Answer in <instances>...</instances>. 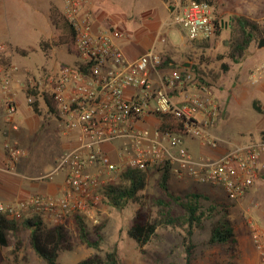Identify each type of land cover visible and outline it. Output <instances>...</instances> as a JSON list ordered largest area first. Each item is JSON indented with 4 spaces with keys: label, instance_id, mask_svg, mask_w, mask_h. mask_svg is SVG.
I'll list each match as a JSON object with an SVG mask.
<instances>
[{
    "label": "built area",
    "instance_id": "2783aa9c",
    "mask_svg": "<svg viewBox=\"0 0 264 264\" xmlns=\"http://www.w3.org/2000/svg\"><path fill=\"white\" fill-rule=\"evenodd\" d=\"M63 6L62 14L75 30L72 53L76 59L73 64L62 63L56 70L29 77L27 87L36 90L41 101L45 96L53 100L57 118L66 129L78 132L79 141L60 157L52 171H65L61 193L0 201V215L15 220L39 216L52 225H62L67 217L77 215L96 225L101 190L127 168L168 165L177 179L189 177L198 184L219 186L228 201L238 199L264 172V140L234 144L213 158L190 154L187 137L209 148L218 145L219 140L209 134L219 115L212 91L197 83L191 71L170 67L159 72L162 60L154 47L127 59L118 44L124 33L116 27H95L84 0H63ZM169 21L190 41L209 39L224 26L213 6L204 0H170ZM158 39L165 40L163 35ZM6 46L0 44V50ZM14 69L0 65L1 90L12 93L10 74ZM248 78L252 83L264 78V61ZM128 88L130 94H126ZM193 88L199 91L182 101L174 100V92ZM33 99L32 94L26 96L29 103ZM16 109L15 100L9 98L8 121ZM149 115L171 116L181 129L138 126L137 122ZM114 143L115 160L103 150ZM8 150L12 158L22 154L18 147L8 146ZM254 238L261 249L258 234Z\"/></svg>",
    "mask_w": 264,
    "mask_h": 264
},
{
    "label": "rangeland",
    "instance_id": "374dc122",
    "mask_svg": "<svg viewBox=\"0 0 264 264\" xmlns=\"http://www.w3.org/2000/svg\"><path fill=\"white\" fill-rule=\"evenodd\" d=\"M123 1L126 0H95L108 17L120 10L123 11L125 7ZM151 1L154 6L157 5V10L161 8V16L164 17L166 11L163 0ZM209 1L216 18L222 19L224 26L213 37L195 41L184 39L177 27H172L168 31L161 27V34L165 38L161 44L175 41L177 44L184 42L185 46L180 52L181 58L178 61L172 59L174 54L170 53L169 48L159 53L161 60L166 61L167 64L165 69L161 70L159 66L157 69L163 72L167 68L181 66L184 62L188 64L187 68L191 69L195 81L206 85L219 105V115L212 129L216 136L234 142L228 144V147L264 140V132L260 133L264 125L263 117L254 106L255 93L252 90L253 87L248 84L249 73L254 67L246 71L240 68L248 52L246 50L244 57L238 62H234L229 56V43L234 32L231 17L244 14V9L247 7L243 2L246 3V0ZM140 5H143L141 1ZM63 7V0H0V14L3 17L0 39L5 37L17 45L6 46L4 50H0V65L6 69L16 67L10 74V86L21 88L25 96H27L26 90L29 89L27 87L29 77L56 70L62 63L73 64L76 59L75 54L69 52L64 44H52L57 31L51 21L50 13L55 8L62 13ZM259 8L260 10L250 15L260 19L264 15V7ZM260 35L264 37V25H259L258 32L254 33L253 46L258 44L256 40ZM47 42L50 43V47L46 46ZM159 45L160 43L156 45V49ZM242 85L247 86L249 92L242 99H238L237 97L240 96L238 90ZM27 103L29 105V102ZM32 113L35 115L34 118L38 121L41 118V122L44 121V123L51 119L46 127V135L36 138L35 142H42L44 149L49 150L54 169L60 157L67 152V150H60L66 140L61 129H54L57 123L56 114L52 113L49 116L44 111L41 114L33 111ZM153 119L155 118L152 116L150 120L153 121ZM137 123L145 125V122L141 120ZM145 126L150 127L149 124ZM8 146L16 145L11 143ZM156 167L147 168L146 186L139 191L137 199L129 200L122 209L103 201L96 210L98 219L96 225H91L84 219L88 237L92 240L97 238V227L102 224L101 229L98 230L101 236L99 253L103 255L106 251L115 249L118 264H185V251L182 245L184 229L158 227L156 234L143 247H139L127 234L132 219L139 209L149 210L152 216H156L157 207L151 203L152 197H165L157 183L160 171ZM53 169L42 178H51L56 173L52 172ZM168 187L175 194L198 192L206 197L202 199L203 206L205 208L214 206V212L225 210L233 227L236 238L233 246L211 245L208 243L210 230L220 213H214V216L206 219L203 226L196 229L193 235L191 264H264V172L259 173L253 184L234 201H228L219 186L198 184L189 177L177 179L173 175L168 179ZM17 222V230L8 232V246L2 248L1 264H48L32 250L29 244L30 228L22 223V219ZM42 222L46 227L55 226L46 219H42ZM62 225L66 229L70 248L58 253L57 264H76L79 260L96 252L95 249L79 240L74 216L67 217ZM255 233L258 234L262 243L261 249L256 245Z\"/></svg>",
    "mask_w": 264,
    "mask_h": 264
},
{
    "label": "crops",
    "instance_id": "0c3cea01",
    "mask_svg": "<svg viewBox=\"0 0 264 264\" xmlns=\"http://www.w3.org/2000/svg\"><path fill=\"white\" fill-rule=\"evenodd\" d=\"M142 2V6L140 5ZM125 7L120 12L114 13L108 17L101 7L95 2V0H84V9L92 13L94 17L95 27H116L120 29L124 36L118 39V44L121 47L124 55L127 59H134L139 55L146 52L151 47L156 49V45L160 43L159 47L156 49L158 53L163 52L165 49L171 50L170 53L173 55L172 59L178 61L180 57V52L183 51L185 43L180 42H170L167 44H161L159 41V36L161 34V27L165 28L167 31L172 27H177L170 23L169 21V7L170 0H163L164 10L166 15L162 17L161 8L157 10V5L150 0H126L123 1ZM243 4L247 7L244 9V16L257 21L258 25H264V15L258 18L252 17L250 14L260 10L259 7H264V0H246ZM241 6V5H240ZM164 12V11H163ZM154 17V18H153ZM46 18V17H45ZM162 18V20H161ZM2 14H0V32L2 27ZM131 28L128 29L127 28ZM3 29V27H2ZM177 29L182 34V37L188 41L181 30ZM133 34L135 36H133ZM181 37V40H182ZM5 43L7 46H17L14 45L10 40L2 38L0 39V44ZM141 43V44H140ZM21 48V47H19ZM247 57L245 61L241 62V70H248L250 67H255L264 61V46L259 48L257 45L253 46L251 43L247 49ZM187 63H181V66ZM251 68V69H252ZM248 81L253 87L255 93L254 96V106L258 107L260 113L262 114V121L264 124V78L256 83H252L249 78ZM19 87H11L12 93L7 91H0V201H15L19 198L25 197L30 194L41 193L56 195L62 192L65 186V172L57 171L52 175L51 178L44 179L53 168L52 157L49 156V150L44 149L42 142L36 143L35 140L38 137H44L46 135V127L50 124V118L41 122L37 118H34L31 111V107L26 101L25 93ZM247 86H240L239 97L242 99L249 92ZM198 91L196 89H187L185 91H176L173 93V98L176 101L184 100L190 93ZM131 89L126 90V94H130ZM9 98H13L16 102V112L13 115L11 121L7 120L6 117V101ZM41 112H45L44 103H40ZM257 110V109H256ZM41 114V113H40ZM47 115L52 113H46ZM152 115H149L142 119L145 125L149 124V128L145 125L139 123L138 126L143 128H148L153 130L157 126L159 120L157 117L153 116V121L150 120ZM56 126L55 130H62V135L66 142L61 146L60 150H69L71 147L75 146L79 141V135L76 130L66 129L56 116ZM13 123L16 128H13ZM264 132V125L260 130V133ZM209 134L217 138L220 142L216 148H209L208 146L202 145L200 141L194 138H186L185 145L194 157L209 156L218 157L225 153L229 149L230 143H234L216 136L213 132L212 126L209 128ZM16 145L22 154L20 158H12L7 151V147L10 144ZM117 143L112 145L103 146V150L110 156L111 159L115 160V148ZM51 152V150H50ZM59 154V153H58ZM56 155V157L58 156ZM53 157V158H56ZM173 175L170 173V178Z\"/></svg>",
    "mask_w": 264,
    "mask_h": 264
},
{
    "label": "trees",
    "instance_id": "16d2710c",
    "mask_svg": "<svg viewBox=\"0 0 264 264\" xmlns=\"http://www.w3.org/2000/svg\"><path fill=\"white\" fill-rule=\"evenodd\" d=\"M211 4L209 0H204ZM51 21L57 31L52 44H64L69 52H73L75 30L70 23L64 18L63 14L56 8L51 10ZM234 26L233 36L229 43V56L234 62L240 61L249 45L254 40V33L258 32L257 21L250 19L244 15H235L231 17ZM222 27L217 28L216 34ZM236 33V34H235ZM259 38L264 37L260 35ZM195 41V40H192ZM50 47V43H46ZM166 61L162 60L159 65L161 70L165 69ZM183 70L191 71L190 68ZM192 72V71H191ZM204 83V82H203ZM32 94L34 99L29 103L33 112L40 114V103L43 102L46 113H56L53 100L45 96L41 101L34 89L26 90V95ZM257 110L258 107L255 106ZM159 120L157 128L160 130L179 131L181 125L171 116L158 115ZM160 171L157 180L158 186L164 192V198L152 197V204L157 207L156 216H152L149 210H138L132 219L131 225L127 230V234L132 238L139 247L146 245L156 234L158 227L182 228L185 233L182 236V245L185 251V264H191L193 255V235L196 229L203 226V222L214 216V213H220L217 220L212 223L208 243L211 245L233 246L236 242L233 227L227 218L226 211L214 212L215 207L209 206L205 208L202 199H206L198 192H188L183 195L175 194L168 187V179L170 177V169L168 165L156 167ZM148 169L127 168L122 171L117 180L112 184H107L100 192L101 203L104 201L113 207L122 209L129 200L137 199L139 191L143 190L147 182ZM75 229L78 238L88 247L96 250V252L79 260L76 264H118L117 252L115 249L106 251L103 255L100 252L101 236L99 231L102 224L97 227V238L92 240L88 237L84 219L80 216L73 215ZM23 224L30 228L29 244L34 253L45 260L48 264H57L58 253L61 250L69 249V238L63 225H55L53 227L44 226L41 217L32 216L24 217ZM18 220L8 219L0 215V264L2 261V248L8 246V232H14L18 228ZM231 250V249H230Z\"/></svg>",
    "mask_w": 264,
    "mask_h": 264
},
{
    "label": "water",
    "instance_id": "95a60500",
    "mask_svg": "<svg viewBox=\"0 0 264 264\" xmlns=\"http://www.w3.org/2000/svg\"><path fill=\"white\" fill-rule=\"evenodd\" d=\"M257 46H258L259 48H261V47L264 46V40H263L262 38L259 39V42H258ZM182 66H183V67H187L188 64H183Z\"/></svg>",
    "mask_w": 264,
    "mask_h": 264
}]
</instances>
